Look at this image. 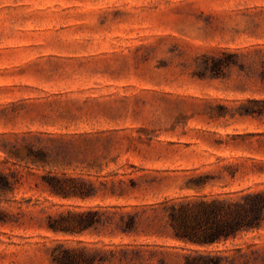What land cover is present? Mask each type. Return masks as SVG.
<instances>
[{
    "label": "rangeland",
    "instance_id": "374dc122",
    "mask_svg": "<svg viewBox=\"0 0 264 264\" xmlns=\"http://www.w3.org/2000/svg\"><path fill=\"white\" fill-rule=\"evenodd\" d=\"M0 171L13 188L0 195V264H55L62 248L97 250L99 264H126L120 249L144 264L193 252L264 264V220L200 246L173 240L163 212L264 192V0H0ZM45 176L90 194L51 195ZM88 209L106 226L47 228ZM126 213L130 234L116 227Z\"/></svg>",
    "mask_w": 264,
    "mask_h": 264
},
{
    "label": "trees",
    "instance_id": "16d2710c",
    "mask_svg": "<svg viewBox=\"0 0 264 264\" xmlns=\"http://www.w3.org/2000/svg\"><path fill=\"white\" fill-rule=\"evenodd\" d=\"M11 153L18 155L17 150ZM28 153L32 163H44V155L40 150L32 151L28 148ZM45 177L46 188L51 195L85 198L90 194V184L82 179L66 176ZM12 190L10 175L0 171V195L8 194ZM163 212L164 229L173 240L183 244L206 246L258 229L264 220V192L245 193L238 200H167L164 202ZM101 216L102 213L92 209L62 212L56 217H47V228L55 233L78 234L100 225L106 226ZM116 227L125 234L135 232L136 216L129 213L121 215ZM99 255L97 250L86 252L83 249L62 248L57 253L53 252L52 260L55 264H99L103 261ZM111 256L126 264L145 262L142 252L134 249H120L117 253H111ZM221 261L222 258L217 255L193 252L184 255L183 264H221Z\"/></svg>",
    "mask_w": 264,
    "mask_h": 264
}]
</instances>
